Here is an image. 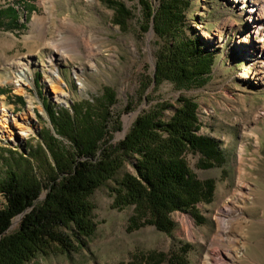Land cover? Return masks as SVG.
Here are the masks:
<instances>
[{
    "label": "rangeland",
    "instance_id": "1",
    "mask_svg": "<svg viewBox=\"0 0 264 264\" xmlns=\"http://www.w3.org/2000/svg\"><path fill=\"white\" fill-rule=\"evenodd\" d=\"M146 1L154 9L160 3ZM189 3L186 34L215 52L216 62L205 86L178 90L167 81L156 84L163 41L154 32L153 17L147 19L142 0H0V9L15 6L25 25L0 28V107L14 116L7 123L0 119V177L16 170L23 182L46 184L57 171L43 139L49 132L56 148L75 157L72 141L51 123L50 106L67 108L71 114L82 109L90 113L89 122L104 126L99 158L106 147L126 137L141 115L163 104L177 107L180 97L192 98L199 104L198 134L217 142L225 153L222 167L207 170L199 167V153L185 154L191 173L200 181L212 180L214 189L209 203L190 204L171 215V234L154 226L132 231L135 206L116 207L113 190L126 174H136L138 159L125 158L116 176L89 197L96 231L85 240L86 246L71 254L54 247L27 264H177L172 258L184 248L179 264H207L206 257L216 264V249L229 251L232 264H264V64L254 56V47L264 45V34L255 36L249 19V10L257 4L264 7V0ZM122 5L130 12L128 19L121 17ZM67 18L84 26L86 34L64 32L62 48L70 56L64 60L52 45ZM85 41L94 46L93 57H88ZM17 60L26 69L23 74L11 65ZM59 75L66 83L64 101L50 88ZM107 90L115 101L102 108ZM172 116L166 112L167 119ZM48 193L43 189L37 202L45 201ZM5 203L0 194V208ZM224 209L230 210L226 226L219 222ZM19 221L15 219L10 234L17 232Z\"/></svg>",
    "mask_w": 264,
    "mask_h": 264
},
{
    "label": "trees",
    "instance_id": "2",
    "mask_svg": "<svg viewBox=\"0 0 264 264\" xmlns=\"http://www.w3.org/2000/svg\"><path fill=\"white\" fill-rule=\"evenodd\" d=\"M189 4V0H160L154 9L142 0L147 19L153 17L154 32L163 41L156 63L157 85L167 81L182 90L203 87L209 82L216 53L205 50L199 38L186 34L184 12ZM119 12L122 19H128L130 12L123 5ZM20 19L15 6L0 9V28L24 29ZM18 99L23 103L21 97ZM114 101L113 92L107 90L100 104L108 108ZM48 111L56 132L72 141L76 155L68 158L56 148L49 132L43 139L57 171L46 184L23 182L16 170L8 171L5 178L0 177V194L6 201L0 208V264H27L54 247L62 254L85 247V240L96 231L94 206L89 197L113 179L128 158L138 159L136 174H126L113 191L116 207L123 210L135 206L130 230L154 226L162 233L171 234L175 229L171 218L174 212L197 202H210L214 182L200 181L193 175L185 154L199 153V167L207 170L222 167L225 153L217 142L198 134L199 104L194 99L180 97L177 107L163 104L141 115L126 137L118 145L106 147L99 158L97 152L104 126L89 122L90 113L83 114L81 109L71 114L67 108L53 106ZM167 111L173 112L172 118H166ZM43 189L49 193L45 201L38 203ZM18 218L17 232L10 234ZM186 250L181 249L182 255L174 256V262L181 263Z\"/></svg>",
    "mask_w": 264,
    "mask_h": 264
},
{
    "label": "bare ground",
    "instance_id": "3",
    "mask_svg": "<svg viewBox=\"0 0 264 264\" xmlns=\"http://www.w3.org/2000/svg\"><path fill=\"white\" fill-rule=\"evenodd\" d=\"M249 14H250L249 19L251 21V27H252L253 34L255 36L264 34V7L261 5H258V4L254 5L249 10ZM61 30L62 31L60 32L58 39L53 43L52 46H54V48H55L54 50L58 53L60 58L66 60V59H69L70 56L68 55L66 50L64 51V49L62 48L63 39H64V32H71V31L77 30V31H79V33L85 35L86 34V28L84 26L76 23L72 19L67 18L66 20L63 21V25H62ZM77 31H75V32H77ZM85 45L87 46V49L89 52L88 57H93L95 55L94 54L95 49H93L94 46H92V43L90 41H85ZM254 49H255L254 50L255 58H257L258 62H261L262 64H264V45L259 46L257 48L254 47ZM76 53L82 54V52L79 50H77ZM11 65L14 66V68L18 69L19 72L22 74L24 73V71H26L23 63L20 60H17V62H15L14 65L13 64H11ZM65 85H66V83H65V81L61 75H59V78H56L55 81L51 82V84H50L51 90L53 91L55 97L59 101L65 100V97H66V90L64 89ZM12 117L14 118V116L10 115L6 110H4L0 107V119H1V121H4V123H7L8 121H10V119ZM16 124L22 132H28L27 130H25L27 128L24 125H22L21 123H16ZM11 140H13V138H11ZM229 213H230L229 209L221 210L219 222L224 226H226L228 224L226 216H228ZM212 257H215L214 259H215L216 264H232V262L230 260L232 258V254L229 251L224 252V251H221L220 249H216L213 252ZM211 260L212 259L210 257H206L207 264H209L211 262Z\"/></svg>",
    "mask_w": 264,
    "mask_h": 264
},
{
    "label": "water",
    "instance_id": "4",
    "mask_svg": "<svg viewBox=\"0 0 264 264\" xmlns=\"http://www.w3.org/2000/svg\"><path fill=\"white\" fill-rule=\"evenodd\" d=\"M153 33V30H151V34ZM18 219H20V218H18Z\"/></svg>",
    "mask_w": 264,
    "mask_h": 264
}]
</instances>
